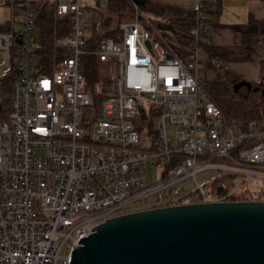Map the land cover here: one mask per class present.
<instances>
[{
    "label": "built area",
    "instance_id": "built-area-1",
    "mask_svg": "<svg viewBox=\"0 0 264 264\" xmlns=\"http://www.w3.org/2000/svg\"><path fill=\"white\" fill-rule=\"evenodd\" d=\"M39 3L53 9L54 28L68 18L69 34L52 36L67 54L50 72H38L35 54ZM201 3L186 46L191 56L183 59L135 2L133 19L88 50L81 0H0L7 11L0 24L9 23L0 31L4 59L19 38L10 110L0 117V264H69L95 225L187 178L194 184L186 202L237 200L244 183L264 180V123L236 130L194 71L207 43ZM88 51L112 69L98 109L79 66ZM1 94L0 84V114ZM208 166L234 176L232 186L208 193L196 180Z\"/></svg>",
    "mask_w": 264,
    "mask_h": 264
},
{
    "label": "water",
    "instance_id": "water-1",
    "mask_svg": "<svg viewBox=\"0 0 264 264\" xmlns=\"http://www.w3.org/2000/svg\"><path fill=\"white\" fill-rule=\"evenodd\" d=\"M243 85L252 88L244 80L232 88ZM69 264H264V200L174 203L114 215L74 247Z\"/></svg>",
    "mask_w": 264,
    "mask_h": 264
},
{
    "label": "trees",
    "instance_id": "trees-1",
    "mask_svg": "<svg viewBox=\"0 0 264 264\" xmlns=\"http://www.w3.org/2000/svg\"><path fill=\"white\" fill-rule=\"evenodd\" d=\"M138 8L148 14L150 17L159 19L165 17L169 20L167 26L162 25L163 32L171 39V44L178 53L183 52V47L189 43V37L194 25L195 10L184 9L174 5H160L149 0H135ZM219 0L210 3H201L206 14L210 13L212 5H217ZM84 10L89 13L90 23L85 36L86 48L94 47L101 38L115 37L117 34L118 23L124 20H131L135 15V7L132 0H94L92 5H83ZM53 9L46 4H37V37L38 48L35 51L38 59V72H50L51 64L58 61L62 56L67 54L65 47H56L52 44V36L64 37L69 34L68 18L58 21L55 28L52 21ZM208 16V15H207ZM210 24L206 18L205 26ZM234 29L241 33V42L237 45H218L212 46L203 43L201 47L205 50L207 58L204 60L205 65L209 69H221L226 62H249L251 60V47L257 42L260 36L264 35V17L256 19L250 15L246 22L231 25ZM9 30V23L3 22L0 25V31ZM55 29V31H54ZM163 34V33H162ZM163 34V35H164ZM164 35V36H165ZM18 42L19 38L14 37L12 43L11 57L9 60L10 70L4 75H0V84L2 88V98L5 105L4 111L0 114L1 118H6L9 113V101L11 92L12 77L18 69ZM80 70L84 76V85L86 90L92 96L96 109L100 108L102 100L111 91L112 69L107 62L100 61L94 53L90 51L81 56ZM239 80V78L237 79ZM205 87L212 96L214 102L220 107L225 118L235 127L236 130L244 131L250 120L259 122L261 118L260 105L253 104L241 94V92L233 90L235 81L225 79L221 73L217 75L215 80L205 81ZM259 112V113H258ZM154 114V112H151ZM145 116L144 111L141 113V121ZM148 130L156 139L157 130L154 127H148ZM180 158V156H179ZM170 166H166L168 169ZM234 180V176L219 175L213 178L212 187L208 193L217 195V189L221 191L229 189ZM168 190V191H167ZM171 188L158 194L155 201L149 207H159L169 204L185 203L190 200L191 191L182 194L177 199L170 197ZM237 200H264V192L250 193L248 190H242L233 195Z\"/></svg>",
    "mask_w": 264,
    "mask_h": 264
},
{
    "label": "crops",
    "instance_id": "crops-1",
    "mask_svg": "<svg viewBox=\"0 0 264 264\" xmlns=\"http://www.w3.org/2000/svg\"><path fill=\"white\" fill-rule=\"evenodd\" d=\"M160 5H174L184 9H192L197 3H210L215 0H149ZM207 18L210 24L206 27V37L208 45H237L241 42V33L234 29L231 25L244 23L248 17L252 15L256 19L264 17V0H219L217 5L214 4ZM144 13V12H143ZM153 22V18L144 13ZM162 20L160 26L167 25L169 20L165 17H160ZM158 20V19H155ZM154 23V22H153ZM87 32V31H86ZM181 57L187 59L191 56V51L183 47ZM188 55V56H187ZM187 56V57H186ZM200 62L207 58V54L203 48L199 51ZM251 60L249 62H226L221 66V76L225 79L238 82L241 80L251 83L252 88H247L241 92L253 104H259L261 109V118L259 123H264V35L260 36L259 40L251 47ZM197 67L194 69L197 74ZM214 68H212L213 70ZM220 70V69H214ZM206 75V72L203 73ZM219 74V73H218ZM217 74V75H218ZM199 80L205 85V81L215 80L212 76L210 79L204 80L197 74ZM239 78V80H237ZM234 85V84H233ZM256 87V89H254ZM262 89V91H261ZM237 90V91H238Z\"/></svg>",
    "mask_w": 264,
    "mask_h": 264
},
{
    "label": "rangeland",
    "instance_id": "rangeland-1",
    "mask_svg": "<svg viewBox=\"0 0 264 264\" xmlns=\"http://www.w3.org/2000/svg\"><path fill=\"white\" fill-rule=\"evenodd\" d=\"M81 3L83 5H92L94 3V0H81ZM5 7L6 5H1ZM7 14V11L4 8H0V18L5 16ZM154 24L159 27L160 31L164 34L162 27L160 26L162 20H153ZM1 25V24H0ZM167 26V25H164ZM165 35V34H164ZM165 37L171 42V39L165 35ZM172 44H176L177 46H181L176 42H171ZM197 74L204 78V80L210 79L209 76H212L213 78L217 77L218 73H221L220 70H212L206 67L204 60L198 63L197 67ZM10 70V63L8 60L4 59L2 56V50L0 49V75H4L8 73ZM206 72V75L203 73ZM207 78V79H206ZM241 87V92L245 90L243 86ZM262 91V89H261ZM173 130L172 127L167 131V136H172ZM155 174V178L158 176V169H157V175ZM222 175V170L214 167H206L196 173V180L203 186L205 190H209V188L212 187V180L214 177ZM194 180L192 178H187L185 181H179L176 184H174L171 187V193L170 197L172 199H177L182 194L188 193L193 187ZM247 187V190L254 192V191H263L264 192V180H251L246 183H244L241 187ZM240 187V189H241ZM169 189V188H168ZM164 190L159 191L158 193H155L148 197L145 200L139 201L134 205L135 209H142L149 207L156 199L158 194H162ZM168 191V190H167Z\"/></svg>",
    "mask_w": 264,
    "mask_h": 264
},
{
    "label": "bare ground",
    "instance_id": "bare-ground-1",
    "mask_svg": "<svg viewBox=\"0 0 264 264\" xmlns=\"http://www.w3.org/2000/svg\"><path fill=\"white\" fill-rule=\"evenodd\" d=\"M7 30H8V29H7ZM187 56H188V55H187ZM187 56H186V57H187ZM258 113H259V112H258Z\"/></svg>",
    "mask_w": 264,
    "mask_h": 264
}]
</instances>
